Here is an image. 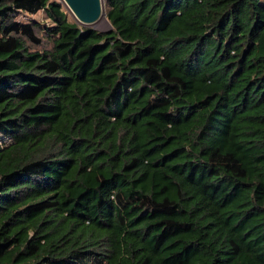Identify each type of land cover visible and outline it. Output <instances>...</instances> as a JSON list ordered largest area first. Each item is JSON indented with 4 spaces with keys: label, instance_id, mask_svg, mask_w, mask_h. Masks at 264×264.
I'll return each instance as SVG.
<instances>
[{
    "label": "trees",
    "instance_id": "obj_1",
    "mask_svg": "<svg viewBox=\"0 0 264 264\" xmlns=\"http://www.w3.org/2000/svg\"><path fill=\"white\" fill-rule=\"evenodd\" d=\"M105 16L0 0V264H264V0Z\"/></svg>",
    "mask_w": 264,
    "mask_h": 264
},
{
    "label": "water",
    "instance_id": "obj_2",
    "mask_svg": "<svg viewBox=\"0 0 264 264\" xmlns=\"http://www.w3.org/2000/svg\"><path fill=\"white\" fill-rule=\"evenodd\" d=\"M63 2L76 22L83 26L97 23L101 15H104L101 0H63Z\"/></svg>",
    "mask_w": 264,
    "mask_h": 264
},
{
    "label": "rangeland",
    "instance_id": "obj_3",
    "mask_svg": "<svg viewBox=\"0 0 264 264\" xmlns=\"http://www.w3.org/2000/svg\"><path fill=\"white\" fill-rule=\"evenodd\" d=\"M58 1H61L64 4V2L62 0H58ZM101 3H102V10H103L104 17L97 24H93L90 27L97 28V29H108L110 27V25H109V22L107 20V17L105 16V0H101ZM64 6L66 7L65 4H64ZM66 9H67V12H68L71 20L73 22H76V19L73 16V14L71 13V11L67 7H66ZM31 17H33L34 19L39 20V21L44 20V15L41 12H39L35 15H32ZM25 18H27V17H25ZM23 19H24V17H23Z\"/></svg>",
    "mask_w": 264,
    "mask_h": 264
},
{
    "label": "bare ground",
    "instance_id": "obj_4",
    "mask_svg": "<svg viewBox=\"0 0 264 264\" xmlns=\"http://www.w3.org/2000/svg\"><path fill=\"white\" fill-rule=\"evenodd\" d=\"M63 1V0H62ZM104 17V15H101V17L99 18V20H98V22L102 19ZM97 22V23H98ZM97 23H95V24H97Z\"/></svg>",
    "mask_w": 264,
    "mask_h": 264
}]
</instances>
